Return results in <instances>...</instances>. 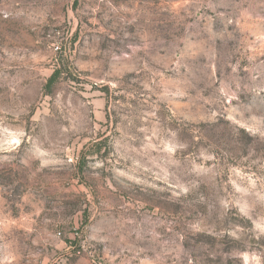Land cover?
<instances>
[{
  "label": "rangeland",
  "instance_id": "374dc122",
  "mask_svg": "<svg viewBox=\"0 0 264 264\" xmlns=\"http://www.w3.org/2000/svg\"><path fill=\"white\" fill-rule=\"evenodd\" d=\"M0 264H264V0H0Z\"/></svg>",
  "mask_w": 264,
  "mask_h": 264
}]
</instances>
